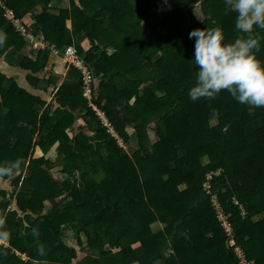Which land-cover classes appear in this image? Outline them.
Wrapping results in <instances>:
<instances>
[{"label":"trees","instance_id":"16d2710c","mask_svg":"<svg viewBox=\"0 0 264 264\" xmlns=\"http://www.w3.org/2000/svg\"><path fill=\"white\" fill-rule=\"evenodd\" d=\"M1 1L19 18L42 7L29 28L52 47L77 48L98 79L92 101L111 127L85 97L81 71L65 62L61 82L47 50L36 58L22 53L27 41L0 5L7 33L0 57L19 50L28 81L55 100L47 103L16 83L7 89L0 74V165L24 161L21 171L0 180V219L9 232L0 242V264H34L22 255L38 254L37 244L46 253L41 264H242L237 247L252 264H264V107L249 115L227 90L214 99L188 95L198 71L189 34L220 27L225 43L242 35L224 0H68L69 9L59 5L65 0ZM187 16L192 22L184 26ZM257 34L256 56L264 64V31ZM79 117L84 125L76 131ZM54 144L56 160L45 157ZM55 166L63 179L51 171ZM219 170L207 189L209 171ZM157 223L166 226L157 231ZM67 227H78V243L85 238L92 254L75 262L78 250L62 235Z\"/></svg>","mask_w":264,"mask_h":264},{"label":"clouds","instance_id":"9594fccd","mask_svg":"<svg viewBox=\"0 0 264 264\" xmlns=\"http://www.w3.org/2000/svg\"><path fill=\"white\" fill-rule=\"evenodd\" d=\"M226 14L236 13L235 29L242 35L234 42L225 43L220 27L195 29L189 38H196L194 59L198 71L196 81L189 90L195 101L214 99L222 90H227L240 104L248 106V114L254 115L257 108L264 107V64L257 59L264 31V0H224ZM198 17L200 15L197 13ZM22 159L0 165V180L10 179L21 171ZM5 220L0 219V242L9 239ZM33 237L39 232L32 229ZM38 254L46 255L44 246L37 244Z\"/></svg>","mask_w":264,"mask_h":264},{"label":"crops","instance_id":"0c3cea01","mask_svg":"<svg viewBox=\"0 0 264 264\" xmlns=\"http://www.w3.org/2000/svg\"><path fill=\"white\" fill-rule=\"evenodd\" d=\"M68 2H69L68 0L63 1L62 2L63 7L68 9V7H67V4H69ZM0 5L4 9L7 6V4L1 0H0ZM69 7H70V4H69ZM8 9H10V8L8 7ZM11 10H13V9H11ZM5 11H6V9H5ZM42 12H43L42 7L37 6L35 9H33V11L31 13L27 14L24 18H19L14 11L16 17L19 18L21 20V22L26 26H28V25L31 26L32 24H34L36 18L39 15H41ZM53 13L58 14L59 10H55V11H53ZM11 24L13 25V23H11ZM14 28L17 32L20 33V31L15 26H14ZM20 35L22 36L21 33H20ZM6 38H7L6 27H0V44H2V42H4L6 40ZM25 40L27 42H26V45H24V47L22 49V53L29 56V57H31V56L33 57V52H35V51L38 52V50L31 48L29 43H28V40L26 38H25ZM52 53L53 52L49 51V54L51 55V61L53 63V66H52L53 68H51V70H53V73L56 76H58L62 82L67 75L68 66L65 64L64 58L61 56V54L55 55L54 53L53 54ZM19 55H20V51L17 50L16 48L12 47L11 49L9 48L8 51H6V53H4V55H2L0 57V74H4L6 76L4 86L7 89H9L16 83L20 87L26 89L29 93H32L36 96L42 97L47 103L55 102V100H52L53 99L52 94H49V92H45L41 88H36L35 85H33L32 83H30L28 81L27 75H28L29 71L22 69L18 65ZM81 120H83V119L81 118ZM76 127H79V126L76 125ZM77 130L78 129H76V131ZM10 143L14 144L13 139H10ZM35 152H41L42 155H44L43 151L39 147H37L35 149ZM46 155H48V154H46ZM32 260L35 261V258Z\"/></svg>","mask_w":264,"mask_h":264},{"label":"rangeland","instance_id":"374dc122","mask_svg":"<svg viewBox=\"0 0 264 264\" xmlns=\"http://www.w3.org/2000/svg\"><path fill=\"white\" fill-rule=\"evenodd\" d=\"M68 3H69V2H68ZM59 5H60L62 8H65V7H63V3H61V4H59ZM67 7H68V9L70 8V7H69V4H67ZM65 9H67V8H65ZM191 22H192V18H191L190 16H187V17L185 18V25H184V26L188 25V24L191 23ZM77 41H78L83 47H85L87 50L91 48V43H90L89 39L85 38L83 35L78 36V37H77ZM28 43H29V42H28ZM29 45H30L31 48H33V46H32L30 43H29ZM33 49H35V48H33ZM35 50H38V52H37V51L33 52V57L31 56L30 58H36L37 55H38V53H39V50H42V49H35ZM111 50H112V49H109V51H111ZM47 52H49V51H47ZM52 54H53V53H52ZM55 55H56V54H55ZM61 56L63 57V54H61ZM50 62H51V61H50ZM97 81H98V79H97ZM74 113H75V112H74ZM76 113L78 114V112H76ZM213 123H218V120H216V121L214 120ZM80 124H81V125H80ZM76 125L79 126V128H80V126L84 125V120H81V117H79V120L75 123V130L78 129V127H76ZM82 132L89 133V134H93V132H92V131L90 130V128H88V127H85L84 129H82ZM71 135H72V133H71ZM117 138H118L120 144H122V146L124 147L122 139H121L120 137H118V136H117ZM56 146H57V144H54V145L51 147V149L48 151V155L45 156L46 158H49V157H50V158L56 160V158H57ZM127 150L130 152V149H129V148H127ZM41 156H43L41 152H35V153H34V157L36 158L37 161H40ZM208 163H209V162H208L207 160H205V164L207 165ZM59 170H60V167L55 166V167L52 168L51 171L53 172V174H54L57 178L63 179L64 176H66V174H65V175H64V174H60V173L58 172ZM215 174H216V177L219 178V177H220V174H221V171L219 170V171H217ZM215 174H214L213 172L209 171L207 181L205 182V187H206L207 189H210V188H211V185H212V183H211V179H212L213 175L215 176ZM72 177H73V180H74L75 182H77L78 184H81V179H80L78 173H75ZM5 184L8 185V187L10 188V186H9L10 182H9V181H6ZM214 197H215V200H214V201H215V203H216V207L218 208V214H219V218H220L221 222L223 223V225H224V221H226L227 223H230V222H229V219H228V216L226 215L225 211L223 210V206H222V204H221L220 201L217 199L218 197H217L216 195H215ZM2 199H3V198L0 197V202L2 201ZM0 205H1V204H0ZM51 208H52V205H51L50 203L47 202L45 210H46V211H50ZM222 215H224L223 219L221 218ZM165 226H166L165 223H159V224L157 223V224H154L153 227H154L155 230L158 231V230L163 229ZM62 235H63L64 240H65L68 244L75 246V247L77 248V250H78V256H77V258L75 259V262H78V261L84 259L86 256L92 254V253L87 249V246H86V239H85V238H83L84 245H81V244L78 243V241H77V239H78V227H67L66 229H64V230L62 231ZM6 243H7V242H6ZM7 244H8V243H7ZM134 249H135L136 252H138V253H141V252H142V248H141V246H140L139 244H135ZM114 251H117V249L114 250ZM33 255H34V256H33ZM22 257L25 258L26 260H31V259H34V258H35V261H33L34 264H41V262L43 261V256H40V255L37 254V253L32 254V255H30V256H28V255H24V254H23ZM155 264H162V263L157 262V263H155Z\"/></svg>","mask_w":264,"mask_h":264},{"label":"built area","instance_id":"2783aa9c","mask_svg":"<svg viewBox=\"0 0 264 264\" xmlns=\"http://www.w3.org/2000/svg\"><path fill=\"white\" fill-rule=\"evenodd\" d=\"M6 17L8 20L13 23V25L20 31L22 36H24L28 42L35 49H42L51 51L56 55L63 54L64 61L68 63V65H72L76 67L81 73L84 75V95L90 101V106L96 111L97 115L101 118L103 123L109 128L110 123L106 114L103 110H101L96 104L92 101L93 88L98 83L97 77L95 76L91 66L87 65L84 58H82L77 48L74 45L67 46L64 50H61L57 47H52L44 40L43 35L37 33L35 29L29 28L30 26L24 25L19 18L16 17L13 10L6 8ZM216 175V174H215ZM224 215L221 216L223 219ZM224 226L228 230V232L232 235L231 244L232 246L236 245L235 235L233 234V228L231 223H227L224 221ZM5 242V241H3ZM237 252L241 257L242 264H252L246 257V253L241 247H237Z\"/></svg>","mask_w":264,"mask_h":264}]
</instances>
